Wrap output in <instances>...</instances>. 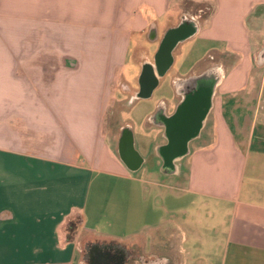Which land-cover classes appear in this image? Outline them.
<instances>
[{
    "label": "crops",
    "instance_id": "crops-1",
    "mask_svg": "<svg viewBox=\"0 0 264 264\" xmlns=\"http://www.w3.org/2000/svg\"><path fill=\"white\" fill-rule=\"evenodd\" d=\"M182 1L0 0V264H92V242L122 247L123 264H264V0H191L210 12L173 52L201 37L208 56L145 117L144 151L134 127L106 122L131 45L193 19ZM212 69L199 133L165 171L152 117L176 118L177 86Z\"/></svg>",
    "mask_w": 264,
    "mask_h": 264
},
{
    "label": "rangeland",
    "instance_id": "rangeland-1",
    "mask_svg": "<svg viewBox=\"0 0 264 264\" xmlns=\"http://www.w3.org/2000/svg\"><path fill=\"white\" fill-rule=\"evenodd\" d=\"M194 1V0H193ZM200 1V0H196ZM202 1V0H201ZM213 1V0H206ZM210 6V5H209ZM182 10L185 12L191 13V15L196 11V6L191 2V0H184L181 2ZM211 7V6H210ZM201 14L203 18L209 14L208 11H202ZM202 19H198V22H202ZM166 23L164 21L159 22V34H162L163 28H165ZM154 32L151 31L150 33ZM147 33L143 36H140V42L142 44H138L136 39L134 43L131 45V56L129 63L125 65L121 70L117 71V75L114 79L113 87L109 88V110L107 111L106 122L113 127H120L123 124H129L136 132L137 139V147L142 149L143 139L142 132L144 130L143 121L145 117L151 114L161 103L162 100L171 99L173 97V81L178 77H185L189 72H191L194 68H200L202 66L197 67L198 63L208 56L209 45L206 43L201 37H196L191 41H187L181 44L177 49L173 52V63L170 70L166 73V75L158 80L157 87L153 90L151 96L148 99H134L133 96L139 90L138 78L141 72V67L138 66L139 59L141 54L144 52V48L152 53L154 50L158 48V44H151L148 41ZM138 44V45H137ZM137 45V48H136ZM95 56H101V53ZM137 60V63L134 62L133 59ZM95 70L91 73H87L84 71L82 82L91 81L92 77H103L105 74V69L103 67L104 62L99 64H95ZM99 68V66H101ZM72 68V67H70ZM76 68V67H74ZM86 77V78H85ZM125 89H128L125 90ZM149 168V167H148ZM147 168V169H148ZM128 264H138L135 262H129Z\"/></svg>",
    "mask_w": 264,
    "mask_h": 264
},
{
    "label": "water",
    "instance_id": "water-1",
    "mask_svg": "<svg viewBox=\"0 0 264 264\" xmlns=\"http://www.w3.org/2000/svg\"><path fill=\"white\" fill-rule=\"evenodd\" d=\"M194 31L195 25L190 23L189 26L182 25L165 36L155 58L156 68L153 70L151 67H144L140 78L143 96L153 92L161 75L165 74L171 67L173 63L172 53L177 44L189 38ZM258 60L260 63L264 62V48L260 51ZM218 79V71L212 69L198 78L189 80V82L191 81V88L188 93L189 100L182 107L175 120L168 124V136L171 142L162 154L169 165L186 152L187 142L198 135L210 107V99Z\"/></svg>",
    "mask_w": 264,
    "mask_h": 264
},
{
    "label": "flooded vegetation",
    "instance_id": "flooded-vegetation-1",
    "mask_svg": "<svg viewBox=\"0 0 264 264\" xmlns=\"http://www.w3.org/2000/svg\"><path fill=\"white\" fill-rule=\"evenodd\" d=\"M202 13L203 12H194L191 15L193 19H191L190 21L182 22L180 26L182 25L189 26V24L191 23V25L194 24L196 27L195 24L196 19H200ZM150 37H153V33H150ZM190 88H191V81L185 84L178 85L177 91L183 96H188L189 98L190 96L188 95V93ZM173 120H175V117H169V118L165 117L162 108H160L152 117V121L154 123L164 125L167 136H168V124ZM125 136H126V132L123 133V144H125ZM169 142H171L170 138H169ZM163 159L165 161L164 170L171 172L173 166L171 167V165H169V163L164 158V156ZM83 247H84L83 252L85 259H88L92 264H123L129 254L122 247H114L99 242L86 243L83 245ZM142 264H162V263L155 261H144Z\"/></svg>",
    "mask_w": 264,
    "mask_h": 264
},
{
    "label": "trees",
    "instance_id": "trees-1",
    "mask_svg": "<svg viewBox=\"0 0 264 264\" xmlns=\"http://www.w3.org/2000/svg\"><path fill=\"white\" fill-rule=\"evenodd\" d=\"M195 6H196V11H195V12H202L203 10H204V11H208V12L210 11V6H209L208 4H195ZM184 21H190V20H189L188 18H186V17H182V19H181L179 25H177V26H175V27H170L169 29H167V30L165 31L164 35L162 36L161 40L159 41V45H158L157 51H156V53H155V57H154V62H153V64H150V63H147V62H145V63L142 64L141 72H140V75H139V78H138L139 90H138V92H136V93L134 94V96H133V98H134L135 100H136V99H137V100H138V99H147V98H149V97L151 96V94H149V95H147V96H143V95H142V85H141V83H140V78H141V76H142V74H143L144 67H145V66H148V67H151L153 70L156 68V61H155V58H156V55H157L158 52H159L160 46H161V44H162V42H163L165 36H166L169 32H171L172 30H174V29H176V28H179L180 25L182 24V22H184ZM172 61H173V53H172ZM207 72H209V71H207ZM207 72H205L204 74H206ZM165 74H166V73H165ZM165 74L161 75V78H162ZM204 74H202V75H204ZM202 75H200V76H202ZM200 76L191 77L190 79L198 78V77H200ZM190 79L184 81L183 83L181 82V84L188 83ZM157 84H158V82H157ZM157 84L155 85L154 89L156 88ZM160 150H161V149H160ZM163 160H164V159H163ZM164 163H165V161H164ZM69 226H72V225H69Z\"/></svg>",
    "mask_w": 264,
    "mask_h": 264
}]
</instances>
